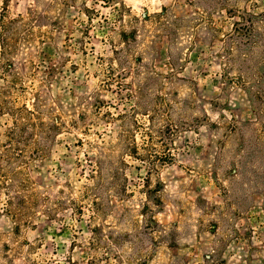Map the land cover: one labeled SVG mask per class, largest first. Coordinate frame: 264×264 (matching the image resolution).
Instances as JSON below:
<instances>
[{"label": "rangeland", "instance_id": "374dc122", "mask_svg": "<svg viewBox=\"0 0 264 264\" xmlns=\"http://www.w3.org/2000/svg\"><path fill=\"white\" fill-rule=\"evenodd\" d=\"M201 1L225 6L216 37L116 54L128 10L182 15L184 0H10L30 29L17 65L65 123L30 174V223L0 194V264H264V26L234 32L226 11L264 0Z\"/></svg>", "mask_w": 264, "mask_h": 264}, {"label": "trees", "instance_id": "16d2710c", "mask_svg": "<svg viewBox=\"0 0 264 264\" xmlns=\"http://www.w3.org/2000/svg\"><path fill=\"white\" fill-rule=\"evenodd\" d=\"M1 1L0 124L4 126V130L0 133V194L6 195V213L15 219H23L28 224L37 207L41 205L30 174L47 155L51 142L65 122L59 112V104L35 84H29L31 79H25L26 76L34 75L31 67L33 62L24 58V65H17V43L13 36L24 32L22 28L25 29L26 33L21 39L23 44L29 45L30 29L24 28L23 25L19 28V24L24 20L21 14L17 18L8 19L6 13L10 0ZM184 2L189 12L182 15L176 14L172 7H162L160 11L151 14L144 12L140 16L133 15L128 10V19L122 23L120 40L113 45L112 51L117 54L127 48L128 51L137 48L148 50L155 46L156 38L163 36L167 38L168 47H178L181 44L176 41L177 36L185 31H191L190 34L193 35L201 26L212 30V37H216L221 30L215 15H220L225 6L219 2L205 5L201 0ZM115 5L119 6L117 19L121 20L126 8L118 1ZM226 11L229 16H238L233 22L234 32L243 28L252 29L257 23L264 26V10L250 12L228 8ZM90 12L94 13V10L84 8V13L92 20ZM148 25L149 29L146 28ZM194 43L190 42L191 45ZM28 94H31L32 98L26 102ZM1 118L4 122H1ZM42 201L44 211H50L52 207L45 205V199Z\"/></svg>", "mask_w": 264, "mask_h": 264}]
</instances>
